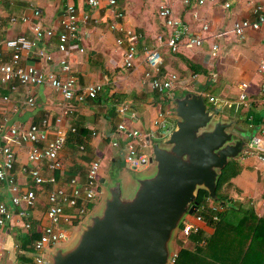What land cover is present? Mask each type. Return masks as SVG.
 Returning a JSON list of instances; mask_svg holds the SVG:
<instances>
[{"label": "crops", "instance_id": "crops-1", "mask_svg": "<svg viewBox=\"0 0 264 264\" xmlns=\"http://www.w3.org/2000/svg\"><path fill=\"white\" fill-rule=\"evenodd\" d=\"M99 1L97 8H90L86 0H4L0 4V51L6 59L9 51L4 48L3 42L18 36L32 40L33 25L39 24L58 32L66 4H72L80 18L88 15V22L79 24V39L70 44L65 55L58 52L57 38L54 36L42 40L28 53H23L21 64L63 76L58 61L65 58L70 65L69 73L80 88L90 84L103 86L95 100H86L82 104L65 102L46 85H16L15 91L0 86V124L5 120L8 125L27 128L47 118L51 124L49 138H52L56 127L66 133V143L60 154L64 177L74 169L73 176L80 179H84L89 162L93 158H103L111 148L117 151V161L121 160L125 141L122 134L117 132L120 122L140 131L150 143L166 137L174 127V117L172 112L167 115L165 111L167 114L164 113L161 119L163 128L162 125H154L157 114L159 111L163 113V103H167V109L171 110L172 101L189 92L203 97L205 90L213 89L216 93L209 94L208 98L214 97L232 106H223L218 102L214 108H210L219 109L225 119H235L236 125L248 137L257 136L264 141V94L261 92L264 71L260 70L264 65V25L257 31H247L241 40L232 32L235 21L255 19V6H261L264 11V0H205L202 5L197 0H189L187 5L183 4V0H176L173 4L174 14L189 26L192 34L198 33L202 24H207L209 30L203 34L205 40L198 48H182L175 54L166 47L161 49L162 74L177 76L173 88L162 94L141 82L146 69L143 49L155 47L156 37L168 32L157 16L158 0H117L114 8L109 7L106 0ZM225 4L229 5L228 8H225ZM34 8L40 11L37 17L33 15ZM119 12L123 14L121 18L116 17ZM22 17L28 21L23 23L20 21ZM11 18L17 21L12 23ZM113 25L114 29L111 28ZM127 30L142 35L137 43L139 57L136 66L130 70L123 66V47L116 43ZM213 47L217 49L214 51ZM39 50L50 53L53 62L40 60L36 56ZM241 84L247 85L246 106L237 105ZM176 90L180 91L181 96L174 95ZM4 96L9 97L8 102L2 101ZM28 98L33 99L32 106L27 105ZM121 105L128 107L124 116L110 114V110L116 111ZM65 111L68 113L64 114ZM224 111L228 115H223ZM57 120H60L59 123ZM71 128H75L76 132L72 133ZM113 142H117L118 146H112ZM29 149V146H23L17 150L14 173L21 189L34 187L21 171L27 164ZM239 159L243 169L233 180L239 193L231 194L232 204L241 209L251 208L258 218H264V166L251 154L242 155ZM104 170L102 176L99 174L100 179L106 175ZM43 175H47L46 170H43ZM5 192L0 184L2 197H6ZM39 215L36 211L33 213L35 224ZM199 227L207 234L213 233L204 224ZM25 238L28 236L21 225L11 223L0 230V264H23L28 261V258L20 261L18 253L14 251V245H21Z\"/></svg>", "mask_w": 264, "mask_h": 264}, {"label": "built area", "instance_id": "built-area-1", "mask_svg": "<svg viewBox=\"0 0 264 264\" xmlns=\"http://www.w3.org/2000/svg\"><path fill=\"white\" fill-rule=\"evenodd\" d=\"M175 1H157V16L168 32L164 36L158 35L156 37L155 47H145L143 49V62L146 69L141 82L147 83L158 94L170 91L177 81L175 74H162L161 49L166 47L170 53L175 54L182 48H198L205 40L203 34L209 30L207 24H202L199 32L192 34L189 26L175 16L173 9ZM106 2L111 8H114L117 4V0H106ZM2 3H4V0H0V4ZM188 3L189 0H183L184 5ZM197 3L202 5L205 0H197ZM86 4L90 8H97L100 1L86 0ZM228 6V4H225V8H228ZM253 14L255 15L253 20L246 19L233 23L232 32L240 40L244 38L247 31H257L264 25L263 8L259 5L255 6ZM33 15L35 17L39 16L40 11L34 8ZM122 16V13H116L117 18ZM194 17L196 18L197 15L194 14ZM88 20V15L80 18L76 8L68 3L64 8L58 32L35 24L32 26V40H28L23 36L5 40L3 45L9 51V56L7 59L4 58L3 53L0 51V86L15 91L16 85H46L58 93L65 102L82 104L86 100H95L102 92L103 86L90 84L80 88L76 79L70 75V65L65 58L58 61V68L63 76H58L53 72H42L32 66L21 64L23 53H28L36 48L42 40L54 36L57 38L58 52L65 55L70 44L79 39V24L81 22L86 23ZM16 21V18L10 19L12 23ZM20 21L26 23L28 19L22 17ZM111 28L114 29L115 26L113 25ZM1 32L2 29L0 28V35ZM141 38L140 33L127 30L124 32L123 38L116 40L117 45L123 47V66L127 70L134 69L136 66L139 57L137 43ZM216 49L217 47H213L214 51ZM80 52H82V49ZM36 56L42 61L53 62L51 54L43 50L37 51ZM260 70L264 71V65L261 66ZM246 88V84L240 85L241 93L237 105L246 106ZM261 92L264 94V83L261 86ZM2 101L8 102L9 97L4 96ZM208 102L212 104L219 102L223 106H232L225 101H217V98L214 97H209ZM27 105H33L32 98H28ZM127 110L126 105H121L116 109V113L119 116H124ZM67 113V111L64 112V114ZM163 118L164 113L159 111L154 125H162L161 119ZM59 121L57 120L58 123ZM50 126L51 124L47 118H42L38 123L29 125L27 128L14 124L8 125L5 120L0 124V184L4 186L6 191V197L0 195V230L11 223L23 227L30 243L24 249H21L19 243L15 244L14 251L28 258V261L24 264H48L43 257L45 251L56 244L67 241L69 238V233L63 226L76 227L91 211H89V207H93V204L99 201L101 195L99 176L102 167L101 159L93 158L89 162L84 179L77 176L65 178L60 154L66 143V133L63 129L56 127L52 138H49ZM162 127L164 128L163 125ZM70 131L75 133L76 129L71 128ZM117 132L122 134L125 141L122 150L124 163L134 171L142 166L149 165L151 154L145 135L138 130L129 128L125 122H120L117 125ZM23 146H29L30 149L27 154V164L21 168V171L27 175L34 186L27 189L19 187L14 173L17 163V150ZM112 146L117 147V142H113ZM80 150L83 151L84 148L81 147ZM246 154L253 155L264 166V141L257 136L250 137L246 142L242 155ZM43 170H46V176L43 175ZM57 173L58 177L56 176ZM59 177L63 180H60ZM35 211L40 214L37 224L32 219ZM199 224H204L200 216L185 219L179 228V233L186 238L197 232ZM33 230L39 232L37 239H33ZM27 253L31 256L26 255ZM176 257L177 254L173 256L170 264H174Z\"/></svg>", "mask_w": 264, "mask_h": 264}, {"label": "water", "instance_id": "water-1", "mask_svg": "<svg viewBox=\"0 0 264 264\" xmlns=\"http://www.w3.org/2000/svg\"><path fill=\"white\" fill-rule=\"evenodd\" d=\"M171 112L173 129L156 142L147 140L149 171L125 179L110 163L97 208L67 241L45 251L48 264H170L198 192L217 200L220 171L242 156L250 138L235 119L208 109L201 94L175 98Z\"/></svg>", "mask_w": 264, "mask_h": 264}, {"label": "trees", "instance_id": "trees-1", "mask_svg": "<svg viewBox=\"0 0 264 264\" xmlns=\"http://www.w3.org/2000/svg\"><path fill=\"white\" fill-rule=\"evenodd\" d=\"M114 113L115 109L110 110L111 115ZM242 169L240 159H236L220 171L216 201L210 200L206 191L198 192L196 211L189 217L200 216L213 233L207 234L199 227L196 233L186 237L185 241L194 244L193 249L183 248V239L178 237L174 264H264V218H258L251 208L241 209L232 204L231 194L239 193L233 180ZM74 173L72 169L65 177ZM91 209L90 206L89 211ZM34 230L33 239H37L39 232ZM178 235L181 234L178 232ZM28 243L29 239L25 238L21 249ZM18 259L23 261L27 258L18 253Z\"/></svg>", "mask_w": 264, "mask_h": 264}, {"label": "rangeland", "instance_id": "rangeland-1", "mask_svg": "<svg viewBox=\"0 0 264 264\" xmlns=\"http://www.w3.org/2000/svg\"><path fill=\"white\" fill-rule=\"evenodd\" d=\"M216 92L213 90V89H207L205 90V92L203 93V100L205 101V104L207 106L208 109H212L214 108V104H209L208 103V95L209 94H215ZM174 95L176 96H181V93L179 90H176L174 92ZM163 108H164V111L163 113L167 114L166 112H168L167 115H169L171 113V110L170 109H167V103H163ZM212 107V108H210ZM166 111V112H165ZM223 115H228L227 111H224L223 112ZM114 158V159H113ZM117 151L113 148H111L108 152H106L104 155H103V158H101V161H102V168H101V172L99 173L100 175L102 174V169L104 168L105 170H107L109 167L108 165L111 163L113 165V169L116 171H118L125 179L130 177L131 175L133 174H141V173H144V172H147L149 171V167L150 165H147V166H142L140 168H138L136 171L132 170L128 165H126L124 163V161H121V160H118L117 161ZM112 160H115L114 162ZM104 170V171H105ZM105 173V172H104ZM102 176V175H101ZM101 187V185H100ZM100 197L101 195L99 196V200H100ZM100 201H96L94 204H93V207L91 210H93L94 208L96 209L98 204H99ZM63 228L69 233V236L72 234V232L75 231V227H69V226H63ZM179 238L183 239V248H188V249H192L194 247V244L190 243L188 240L185 241V238L182 236V235H178Z\"/></svg>", "mask_w": 264, "mask_h": 264}]
</instances>
